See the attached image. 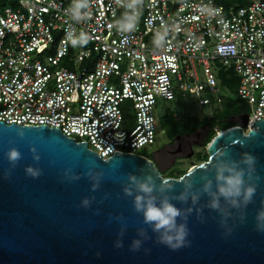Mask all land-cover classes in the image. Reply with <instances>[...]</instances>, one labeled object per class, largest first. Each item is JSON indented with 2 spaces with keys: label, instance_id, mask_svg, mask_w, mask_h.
Returning <instances> with one entry per match:
<instances>
[{
  "label": "built area",
  "instance_id": "1",
  "mask_svg": "<svg viewBox=\"0 0 264 264\" xmlns=\"http://www.w3.org/2000/svg\"><path fill=\"white\" fill-rule=\"evenodd\" d=\"M11 2L0 9V122L58 128L104 159L143 155L156 138L157 99L216 106L221 70L238 78L244 131L264 119V0H144L132 33L111 26L124 11L116 0H91L81 23L65 15L70 0ZM73 28L89 34L86 46L67 43Z\"/></svg>",
  "mask_w": 264,
  "mask_h": 264
},
{
  "label": "water",
  "instance_id": "2",
  "mask_svg": "<svg viewBox=\"0 0 264 264\" xmlns=\"http://www.w3.org/2000/svg\"><path fill=\"white\" fill-rule=\"evenodd\" d=\"M240 119L215 133L207 159L178 178H164L140 154L114 151L104 159L58 128L0 122V264H264V119L246 131L247 115ZM10 149L20 153L15 164ZM245 154L253 166L243 163ZM229 161L243 169L244 187L255 188L248 203L217 192L216 170ZM130 176H151L156 203L166 198L181 210L183 247L162 243L135 210ZM162 180L171 187L161 191Z\"/></svg>",
  "mask_w": 264,
  "mask_h": 264
},
{
  "label": "clouds",
  "instance_id": "3",
  "mask_svg": "<svg viewBox=\"0 0 264 264\" xmlns=\"http://www.w3.org/2000/svg\"><path fill=\"white\" fill-rule=\"evenodd\" d=\"M116 3L124 9L121 17L115 21L112 27H116L121 33H132L137 30L139 18L142 13L144 0H116ZM91 0H70L68 7L65 9V15L76 23H81L91 19ZM201 12L207 14L211 19L218 15V10L210 6L201 8ZM165 33H157L155 43L160 44L164 40ZM91 37L85 31H79L73 28L66 33V41L73 48L86 46ZM23 135V133H20ZM7 158L13 164L20 159V153L16 149H10L7 153ZM243 163L247 166H253L255 158L249 154L243 156ZM28 172L33 175H39L38 172L28 169ZM245 173L235 161L221 164L216 170L217 192L225 200L235 203L236 197L243 196L244 202L251 201L254 195L255 188H245ZM129 179L136 185L138 195L134 199L135 210L141 212L144 222L152 226L153 231L160 234V240L173 250L183 247L186 243L188 229L185 224L177 223V218L182 216L181 210L169 202L168 199H162L159 204L156 203V198L153 195L156 186L151 176L144 179H137L135 176H130ZM161 191L171 187V182L168 180L161 181ZM210 188V183L205 185V191ZM126 194L131 195L128 189H125ZM184 199V197H181ZM84 205H88V201H83ZM212 208L219 207V198L215 195L211 203ZM264 216V214H261ZM139 242H136L138 246Z\"/></svg>",
  "mask_w": 264,
  "mask_h": 264
},
{
  "label": "rangeland",
  "instance_id": "4",
  "mask_svg": "<svg viewBox=\"0 0 264 264\" xmlns=\"http://www.w3.org/2000/svg\"><path fill=\"white\" fill-rule=\"evenodd\" d=\"M213 109V105H199L196 98L191 95H187L185 97L176 95L174 100L172 101L157 99V105L154 109L156 138L154 143H152L149 147L143 148L141 150V153L149 157V159L153 163H158L160 172L166 176H168L171 172L176 175H181V173L186 172L193 165L201 163L202 160H199V158H201L205 154L207 156L206 145L209 142H207V138L209 136H213L216 132H218V130L216 131L213 130V128H210L207 137H204L202 133V136L200 138H195L193 137V135L190 136L189 140L194 141V139H196L198 146H194L190 153H180L179 155H177L178 158L176 159V161L173 164H169V162L166 163V161L161 158V150L169 144L170 139L174 140V138H169L165 133V130L161 125V120L166 118L165 115L175 112H177L181 121H186L187 118L192 116L196 117L199 120L203 118L207 119L213 114ZM226 120L231 122L233 125H241L240 116H231ZM211 132H213L214 134H211Z\"/></svg>",
  "mask_w": 264,
  "mask_h": 264
},
{
  "label": "trees",
  "instance_id": "5",
  "mask_svg": "<svg viewBox=\"0 0 264 264\" xmlns=\"http://www.w3.org/2000/svg\"><path fill=\"white\" fill-rule=\"evenodd\" d=\"M215 3L225 6H229L235 3L244 5L245 0H215ZM11 4V0H0V9L5 6H10ZM217 77L221 94V102L218 105L214 106L213 114L207 119L203 118L199 120L196 117L192 116L187 118L186 121H181L177 112L165 115L166 118L161 120V125L163 126V129L165 130V133L169 138H173L176 134L192 133L202 124H208L210 128H213V130L220 131L233 125L231 122L226 120L227 118L231 116H240L248 112L247 108L240 104L236 96V89L238 85L237 76L231 70H221L218 72ZM211 134L214 133L211 132ZM213 136H209L207 138V142ZM206 158L207 156L205 154L201 158H199V160H202L203 162L206 160ZM184 173L185 172L181 173V175ZM181 175L173 174V172L169 173L168 176L162 174L164 178H178Z\"/></svg>",
  "mask_w": 264,
  "mask_h": 264
},
{
  "label": "flooded vegetation",
  "instance_id": "6",
  "mask_svg": "<svg viewBox=\"0 0 264 264\" xmlns=\"http://www.w3.org/2000/svg\"><path fill=\"white\" fill-rule=\"evenodd\" d=\"M244 115L246 114H242L240 115V117ZM209 131H210V126L208 124H202L198 129H196L192 133L176 134L173 137L174 140L170 139L169 144L161 150L162 152L161 158H163L166 161V163L169 162V164L170 163L173 164L178 158L177 155H179L182 152L190 153L194 146L195 147L198 146L196 139H194V141L189 140L190 136L193 135V137L195 138H200L203 134L204 137H207L209 134ZM154 164L157 170L160 172L159 164L155 162Z\"/></svg>",
  "mask_w": 264,
  "mask_h": 264
}]
</instances>
